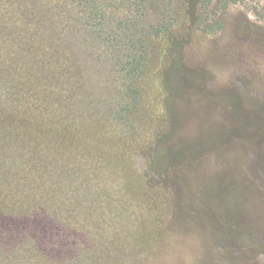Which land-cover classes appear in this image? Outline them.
I'll use <instances>...</instances> for the list:
<instances>
[{
  "label": "rangeland",
  "instance_id": "374dc122",
  "mask_svg": "<svg viewBox=\"0 0 264 264\" xmlns=\"http://www.w3.org/2000/svg\"><path fill=\"white\" fill-rule=\"evenodd\" d=\"M251 10L214 6L202 24L174 28L149 45L150 73L140 80L112 74L103 44L85 46L95 72L74 64L65 106L85 125L62 133L52 124L38 149L7 147L38 168L42 191L43 213L0 218L5 233L29 234L18 264H264V18ZM150 16L146 29L174 18ZM174 59L183 83L172 114L164 81ZM176 126L182 150L157 171V143ZM49 148L57 161L40 154ZM60 158L89 165L96 178L76 183ZM48 175L56 182L46 189Z\"/></svg>",
  "mask_w": 264,
  "mask_h": 264
},
{
  "label": "trees",
  "instance_id": "16d2710c",
  "mask_svg": "<svg viewBox=\"0 0 264 264\" xmlns=\"http://www.w3.org/2000/svg\"><path fill=\"white\" fill-rule=\"evenodd\" d=\"M240 4L264 18V0H0V218H17L24 214L33 217L42 212L39 170L23 155H12L7 149L10 143L21 141L27 149H38L40 136L43 142L50 141L46 136L51 134L44 130H52V124L61 127L62 133L63 129L67 133L77 129L75 125H85L66 116L65 107L70 100L66 93L77 87V83H66L74 64L77 63L80 70L95 72L88 61L96 58L91 52L86 53L85 46L103 44L111 54L108 59L112 74L140 80L150 73L151 43L186 22L202 24L203 14L211 7L228 9ZM154 10L164 17L174 16L173 21L166 24L164 18L146 29L145 21L152 17ZM180 46L179 42L173 43L169 52L175 53ZM163 59L165 57L160 56V61ZM179 66L174 59L173 71L164 81L169 89H174V93L166 97L172 114V101L183 83ZM99 68L102 70L100 64ZM53 89L63 90L65 94H55ZM43 95L49 101L41 98ZM56 110L63 115L58 116ZM35 128L41 131L33 132ZM178 137L176 126L173 134L164 135L158 141L154 161L157 171L167 167L176 152L182 150ZM35 153L38 156V152ZM46 153L40 154L57 161L54 152L51 157L50 148ZM60 159L62 174H69L71 179L75 177L76 183L82 185L91 177L96 178L89 165ZM46 166L50 167L48 163ZM52 178L45 176L46 189L56 182ZM6 228H10L7 223ZM27 235L15 228L6 233L0 230V264H18L15 250L18 247L25 250Z\"/></svg>",
  "mask_w": 264,
  "mask_h": 264
}]
</instances>
